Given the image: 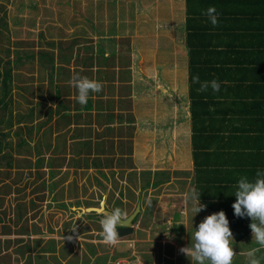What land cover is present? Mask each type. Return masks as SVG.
<instances>
[{"label": "rangeland", "instance_id": "obj_1", "mask_svg": "<svg viewBox=\"0 0 264 264\" xmlns=\"http://www.w3.org/2000/svg\"><path fill=\"white\" fill-rule=\"evenodd\" d=\"M169 1L177 10V0H0V67L8 58L15 59L14 51L24 52V55H47L51 51L48 42L61 43L64 49L74 38H86L103 48L104 56L110 57L115 51L116 67L119 57L128 55L134 73L138 69L142 73V92L132 110L134 129L124 123L126 135L121 142L115 140L116 148L112 154L101 157L103 162L95 155L87 161V150L79 142L89 132L83 126L78 131L71 128L68 132L51 133L49 127L55 119L48 121L45 108L50 92L47 76L39 68L38 57V62L24 59L23 69L15 72L21 76L17 83L25 89L24 96L15 93L13 117L17 116L18 108L21 109L19 113L28 114L32 105L27 100L34 98L36 108L32 125H27L24 136L19 134L17 139L12 136L15 150H20L21 156L15 155L13 169L0 171V228L5 225L11 228L6 233L0 230V264H115L118 260H126L128 264H191L179 249L193 243L194 229L212 213L202 211V220L197 224L198 214L193 211L195 202L185 200V194L193 191L190 183L182 184L188 161L182 158L181 152L185 149L189 127L166 118L167 115L173 117L175 111L167 103L166 93L157 87L163 81L172 80L167 66L173 67L171 51L175 43L169 50L168 29L162 28L167 20H172L167 18L165 10ZM174 34L173 42L178 43L177 32ZM182 40L180 37L179 41ZM179 58L181 64L186 61L182 55ZM166 60L170 61L166 63ZM113 64L111 59L108 60V72H114ZM157 68L166 74V78H156L154 83L151 73ZM179 73L182 79V68ZM40 84L44 85L43 95L38 94ZM122 86L124 88L126 84ZM29 89L35 93L33 98ZM146 95L156 97L150 101ZM40 97L44 99L42 108L37 105ZM124 119L128 121L126 117ZM42 123L46 124L38 132ZM107 125L104 121L96 130L102 134V128ZM71 136L76 139L72 140ZM24 138L30 141L31 149L26 146L27 141L24 143ZM18 139H22L20 144ZM64 143L67 153L62 154ZM38 150L44 152L46 158L53 156L49 158L55 164L52 170H32L31 163L36 162ZM113 157L115 166L109 168ZM95 161L102 165L93 168L91 164ZM165 179L170 183L153 185ZM60 182H64L63 185ZM148 183L150 186L146 187ZM149 198L150 207L146 202ZM32 200H36L35 205ZM101 201L105 202L106 208H120L130 216L138 206L143 207L133 221V233L120 237L114 247L101 242V226L96 218H78L72 211L73 206L100 208ZM19 211H27L20 224L31 230V252L22 242L29 237H25L24 232L19 237L18 231L15 232L13 224L18 222ZM250 249L242 244L241 250Z\"/></svg>", "mask_w": 264, "mask_h": 264}, {"label": "trees", "instance_id": "obj_2", "mask_svg": "<svg viewBox=\"0 0 264 264\" xmlns=\"http://www.w3.org/2000/svg\"><path fill=\"white\" fill-rule=\"evenodd\" d=\"M209 7L216 8L219 21L216 27H213L208 17L203 14ZM185 13L193 171L185 173L182 184L185 186L190 183L193 190L197 194L200 193V203L206 206L202 211L225 212L233 233L235 251L240 247L239 244L251 248L258 247L256 243L251 242V219L236 217L232 204L236 200L234 193L238 180L241 177L254 180L258 170L264 171V0H185ZM80 39L74 38L64 49L61 43L48 42L51 51L47 55H24V52L14 51L15 59L8 58L0 67V171L14 168L15 155L21 156V151L15 150L12 136L16 139L19 134L24 136L27 125H32L34 120L36 106L33 105L35 93L32 89H29V92L33 99L27 100V103L32 105L28 114L19 113L21 109L18 108L17 116L13 117L15 93L24 96L25 89L17 83L21 76L15 73L20 68L23 69L24 59L27 61L38 57L39 68L47 76L46 82L50 91L47 104L50 106L45 103V108L48 121L55 119L54 124L49 127L51 133L68 132L71 128L78 131L82 130L80 127L83 126L89 132V135L83 136V140L79 142L87 150L86 160L91 155L100 159L108 153L112 154L116 147L115 140L121 142L126 135L123 131L124 123L128 128L134 129L130 84L125 86L119 99L114 98L117 81L116 53H113L115 51L110 57L104 56L103 48L95 46L92 40ZM7 52L10 56V48ZM119 53L121 52L118 51ZM38 58L35 61L38 62ZM110 59L114 62V72H108L107 69ZM119 60L118 81L124 83L132 72V60L130 56L123 54ZM74 73L95 79L103 85L102 91L92 94L88 103L83 106L76 101V90L68 83ZM197 75L201 82L213 79L221 82L220 91L214 92L210 87L205 92L198 91L200 85L192 81V77ZM41 85L38 87V94L43 95L44 85ZM104 86L112 91L105 100L107 105L101 101ZM40 100L37 103L38 108H42L44 101L41 97ZM125 117L128 119L126 122ZM104 121L108 125L102 128L104 130L101 134L96 128ZM45 124L42 123L38 127V132ZM71 139L76 137L71 136ZM21 140L18 139L19 144ZM25 141L26 146L31 149V144L28 145L30 141L24 138V143ZM47 147L50 148V145ZM55 151L57 152V149L53 152L56 153ZM36 153L38 158L34 164L31 163L32 170H52L55 167L52 160H49L53 156L46 158L40 150ZM60 153H67L66 143ZM100 161L103 162L101 159ZM96 163L97 161L93 162L91 166L99 168L102 165ZM108 165L109 168L115 166L114 157ZM169 182V179H165L159 183L154 182L153 185L162 186ZM60 183L63 185L64 182ZM149 186V183L146 184V187ZM35 204L36 200H32V205ZM87 208L73 206L72 211L77 213L78 218L91 216L96 218V221L101 219L97 212H88ZM142 209L141 205L135 219ZM202 211L196 215L197 224L201 220ZM25 215L27 211H19L18 222L13 225L19 237L23 235L22 232L25 237H29L22 242L31 252V230L28 226L20 224ZM7 220L11 222L10 218ZM0 230L6 233L10 232L11 228L5 225ZM257 257L261 264H264V250L257 253ZM233 264L248 263L240 260L239 254H236Z\"/></svg>", "mask_w": 264, "mask_h": 264}, {"label": "clouds", "instance_id": "obj_3", "mask_svg": "<svg viewBox=\"0 0 264 264\" xmlns=\"http://www.w3.org/2000/svg\"><path fill=\"white\" fill-rule=\"evenodd\" d=\"M203 14L208 17L213 27L218 25V14L215 7H209ZM192 81L200 85L198 89L200 92L207 91L209 87L214 92H219L221 88V82L215 79L201 82L197 75L192 77ZM68 83L76 90L75 99L82 106L88 103L92 94L101 92L103 88L101 82L81 76L79 73H74ZM234 195L236 197L232 204L234 215L251 219L249 228L252 240L258 245L241 254L246 255L248 264H261L257 253L264 250V171L258 170L256 178L251 181L247 177H241L237 182ZM199 196L200 193L197 194L195 190L185 194L186 201L191 199L195 202L193 209L195 214L206 207L200 203ZM146 202L150 207L151 199L149 198ZM99 215L101 216L99 220L101 242L110 247L118 245L121 239L118 235V228L127 227L131 216L120 208L108 211L104 201L100 202ZM68 239L71 240L72 237ZM233 241V233L226 214L224 211H219L206 216L193 234V243L181 247L179 251L190 260L191 264H233L236 256Z\"/></svg>", "mask_w": 264, "mask_h": 264}, {"label": "crops", "instance_id": "obj_4", "mask_svg": "<svg viewBox=\"0 0 264 264\" xmlns=\"http://www.w3.org/2000/svg\"><path fill=\"white\" fill-rule=\"evenodd\" d=\"M182 1V2H180ZM158 2V1H157ZM161 4V3H159ZM177 7L178 9L176 10L174 7V3H171V1H169V5L165 7V10L167 11V18L172 19L170 22L167 20V23H164L162 25V28H164L165 30H167L168 35L167 37L170 38V46H169V50L171 49V46L175 43L177 45L174 44L173 46V51H171V53L173 54V67L167 66L168 70V76L170 79V75L172 76V80L170 81H163L162 85L159 83L157 84V87H161L160 91H163L166 93V99L168 100L167 103H169L170 105L173 106V111L174 112V116L170 117L167 114L168 119H173L175 120V124L177 125H181L182 123H186L189 127V131L187 133H189L187 135L186 141H185V149L184 151H182V158H184V160L188 161V166H185L186 169L184 170L186 173L187 172H192L193 171V156H192V148H191V144H190V136H191V130H190V111H189V105H190V100H189V80H188V61H189V57H188V51L186 48V41H185V20H186V13H185V1L184 0H177ZM154 26H157L156 24ZM179 29L181 30V33L179 32ZM177 32V39H178V43L173 42L175 39V31ZM173 36H172V35ZM180 37L183 38L182 42L179 41ZM180 42V43H179ZM157 43V42H156ZM155 50L154 48L152 49V51ZM168 50V51H169ZM159 53V52H158ZM182 55L183 59L186 61H182V64L180 62V58L179 56ZM170 60H166L164 62L168 63ZM132 64V63H131ZM132 67V72L129 76V78L126 79V81L124 83L118 81V75H119V71L118 68L119 66L116 68L115 73H117L116 76V90H115V97L119 99L121 93L124 92L123 89H125V87L123 88L122 85L126 86L128 84H130V94H131V106H132V110L135 108V104H138V100H139V93L140 91L142 92V90L140 89L141 87V70L138 69V71L136 73H134V65H131ZM173 69V71H171V69ZM182 68V72L184 77H182V79H180V73L179 71ZM151 76L153 77V81L155 82L156 78H166V74L161 72V69L158 68L156 69V71H153L151 73ZM141 80H140V79ZM148 78V76H147ZM150 79V78H148ZM186 81V86L184 85ZM151 91H153V88L151 87ZM109 92H112L109 90V87H105V92L103 93V99L105 97H107V95H109ZM156 96H150V95H146V98L149 99L150 101L152 99H154ZM108 99V97H107ZM106 99V100H107ZM156 100H158V97L156 98ZM164 100V99H163ZM104 101V103L106 104L105 100H101ZM136 102V103H135ZM107 105V104H106ZM164 108V107H163ZM165 109V108H164ZM166 110V109H165ZM172 111V112H173ZM165 114V113H164ZM169 120V121H170ZM141 122H144L141 120ZM168 126V125H167ZM183 160V161H184ZM185 179V178H184ZM170 183V182H169ZM211 212V211H210ZM207 213H209V211H207ZM213 214V212H211ZM204 215V214H203ZM207 216V215H206ZM202 220V217H201ZM251 237V242L255 243L254 240H252V235ZM240 247H238L235 251V247L233 245L234 251L236 252V254H239V258L240 260H242L243 262H246V256L242 255L241 253H246L249 250L243 251L241 250L242 248V244H239Z\"/></svg>", "mask_w": 264, "mask_h": 264}, {"label": "water", "instance_id": "obj_5", "mask_svg": "<svg viewBox=\"0 0 264 264\" xmlns=\"http://www.w3.org/2000/svg\"><path fill=\"white\" fill-rule=\"evenodd\" d=\"M86 211L90 212V211H95L99 214L100 208H95V207H90L87 208ZM110 211V210H108ZM140 211V206L137 207V209L135 210V212L131 215L130 221H129V225L127 227H123V228H118V235L119 237L122 236H126L128 234H132L133 233V221L135 220L136 216L138 215Z\"/></svg>", "mask_w": 264, "mask_h": 264}, {"label": "built area", "instance_id": "obj_6", "mask_svg": "<svg viewBox=\"0 0 264 264\" xmlns=\"http://www.w3.org/2000/svg\"><path fill=\"white\" fill-rule=\"evenodd\" d=\"M129 262L126 260H118L115 264H128Z\"/></svg>", "mask_w": 264, "mask_h": 264}, {"label": "bare ground", "instance_id": "obj_7", "mask_svg": "<svg viewBox=\"0 0 264 264\" xmlns=\"http://www.w3.org/2000/svg\"><path fill=\"white\" fill-rule=\"evenodd\" d=\"M116 148V147H115Z\"/></svg>", "mask_w": 264, "mask_h": 264}]
</instances>
